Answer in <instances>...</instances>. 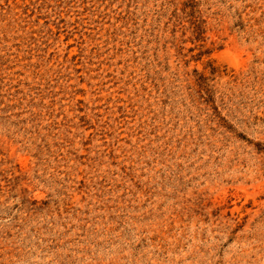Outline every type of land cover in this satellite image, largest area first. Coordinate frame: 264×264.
Here are the masks:
<instances>
[{"label":"rangeland","instance_id":"374dc122","mask_svg":"<svg viewBox=\"0 0 264 264\" xmlns=\"http://www.w3.org/2000/svg\"><path fill=\"white\" fill-rule=\"evenodd\" d=\"M0 264H264V0H0Z\"/></svg>","mask_w":264,"mask_h":264}]
</instances>
